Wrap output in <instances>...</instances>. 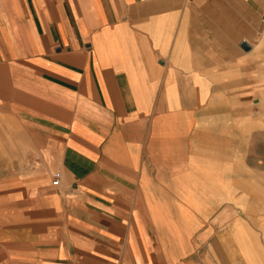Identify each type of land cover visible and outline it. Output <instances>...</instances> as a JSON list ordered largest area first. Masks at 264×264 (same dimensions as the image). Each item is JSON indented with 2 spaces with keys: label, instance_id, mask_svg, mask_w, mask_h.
Listing matches in <instances>:
<instances>
[{
  "label": "crops",
  "instance_id": "1",
  "mask_svg": "<svg viewBox=\"0 0 264 264\" xmlns=\"http://www.w3.org/2000/svg\"><path fill=\"white\" fill-rule=\"evenodd\" d=\"M0 153V264H264V0H0Z\"/></svg>",
  "mask_w": 264,
  "mask_h": 264
},
{
  "label": "rangeland",
  "instance_id": "2",
  "mask_svg": "<svg viewBox=\"0 0 264 264\" xmlns=\"http://www.w3.org/2000/svg\"><path fill=\"white\" fill-rule=\"evenodd\" d=\"M4 141L6 142V147L11 149L13 138L8 137L4 139ZM13 155L14 154L11 153H0V193H5V195H20V199H18L20 201H18V204L14 207V209H12L11 206L12 202L0 201V218L3 220L0 228L3 229H7L8 227L11 228L15 223L19 224L20 220H23L21 216L20 218L16 216V214L24 210L22 206H31L32 208L34 205L35 210L40 209L42 204L40 196L45 193L43 189V187H45L44 179L42 178L43 174L40 171L47 172V170H29V168L19 169L18 160L12 159ZM23 170L25 173L22 174ZM24 176H26V178ZM28 177H35L37 184L40 186H34V188L30 191V196L27 198V193H25V191L28 192L27 189L29 185L25 184V180H28ZM38 187L40 188L37 190ZM13 214H15V220H17L15 223V220L12 218V216H14Z\"/></svg>",
  "mask_w": 264,
  "mask_h": 264
},
{
  "label": "built area",
  "instance_id": "3",
  "mask_svg": "<svg viewBox=\"0 0 264 264\" xmlns=\"http://www.w3.org/2000/svg\"><path fill=\"white\" fill-rule=\"evenodd\" d=\"M54 179H55V181L53 182V186L57 187L60 183L61 175L59 173L55 174Z\"/></svg>",
  "mask_w": 264,
  "mask_h": 264
},
{
  "label": "bare ground",
  "instance_id": "4",
  "mask_svg": "<svg viewBox=\"0 0 264 264\" xmlns=\"http://www.w3.org/2000/svg\"><path fill=\"white\" fill-rule=\"evenodd\" d=\"M10 203H11V201H9ZM15 202V201H14ZM15 204V203H14ZM11 206H12V208H13V205L11 204ZM14 207H15V205H14ZM12 218H13V220H15V215L14 216H12ZM218 221V220H217ZM2 222H3V220L0 218V226L2 225ZM28 222V221H27ZM1 230H3V229H0V235H1ZM1 244V243H0ZM236 247V246H235Z\"/></svg>",
  "mask_w": 264,
  "mask_h": 264
},
{
  "label": "water",
  "instance_id": "5",
  "mask_svg": "<svg viewBox=\"0 0 264 264\" xmlns=\"http://www.w3.org/2000/svg\"><path fill=\"white\" fill-rule=\"evenodd\" d=\"M245 49H248V47H247V46H245Z\"/></svg>",
  "mask_w": 264,
  "mask_h": 264
}]
</instances>
